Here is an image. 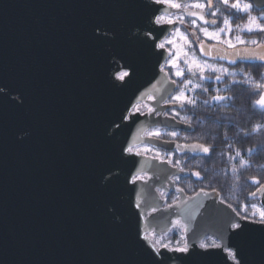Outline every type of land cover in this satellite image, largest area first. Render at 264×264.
<instances>
[{"label":"water","instance_id":"water-1","mask_svg":"<svg viewBox=\"0 0 264 264\" xmlns=\"http://www.w3.org/2000/svg\"><path fill=\"white\" fill-rule=\"evenodd\" d=\"M243 1L264 9V0ZM174 12L154 0H0V264H234L229 249L241 264H264V223L243 219L217 192L183 193L164 207L159 191H174L183 172L127 151L190 154L147 136L191 130L163 116L176 85L158 44L177 25L154 21ZM204 53L254 63L239 56L264 55V47L204 43ZM144 102L160 114H133ZM259 196L264 207V186ZM177 221L189 253L153 247L149 235H167ZM208 237L220 246L201 248Z\"/></svg>","mask_w":264,"mask_h":264},{"label":"trees","instance_id":"trees-1","mask_svg":"<svg viewBox=\"0 0 264 264\" xmlns=\"http://www.w3.org/2000/svg\"><path fill=\"white\" fill-rule=\"evenodd\" d=\"M241 1V0H240ZM234 2V0H229V3ZM244 5H251L247 11L237 10L231 8L229 5H225L222 0H215L214 8L216 15L213 17V20H216V24L208 27L209 30L217 31L223 25V20L227 17L230 27L231 34L230 37L235 40L237 43L236 37H240L245 43H237L238 46H259L264 44V32H260L257 28L258 25H264V9H259L251 3L244 2ZM208 17V16H207ZM250 21L252 23L250 24ZM251 26L253 31L249 33L247 28ZM255 27V28H254ZM227 30V28H226ZM256 40L258 44H252L251 41ZM171 44L170 47L174 53L182 55L180 56V62L182 65H185L189 61V53L186 51L189 48L183 44L181 40H178V43ZM196 59L201 61H206L200 55L198 50L195 55ZM261 67H256V78L264 77V63H261ZM262 68V69H261ZM197 92H200L199 88L196 89ZM204 110V107L201 102L196 100V107L190 108L185 106L181 108L180 117H186L184 110ZM246 111H249V108L246 107ZM230 120L234 123L237 122L240 129H248L251 126L252 122L256 125H261L262 127L258 132H254L252 129V134L244 135L241 133L235 134L233 129L237 128L236 125H226L222 127V131L216 130V126L210 128L205 127L203 129V135L201 136L206 140V142H211V140H216L217 137L221 139L231 136L235 138L232 145H229L230 142H222V145L218 148H211L213 155L211 159H205L203 155L181 153V152H167L161 149L154 148L156 158H162L164 161L169 159L172 160V165L183 167L184 170L188 171H197L200 173L201 181H196L197 185L195 189L205 190V191H218L222 195V199L225 203L229 204L235 210L239 212L243 218L262 223L264 222L260 218V214L256 211L261 206L259 199H255V195L259 188L264 185V109L255 105L253 113H248L246 116H241L240 114H234L230 117ZM186 121V120H182ZM243 122V123H242ZM212 130V131H210ZM216 130V131H215ZM167 133V138L160 137L159 139L169 141V140H178L181 143L186 142L184 134L181 132V136L172 137L168 134V130H164ZM219 134V136H217ZM226 134V136H225ZM237 137V139H236ZM230 143V144H231ZM248 149H251V154L248 153ZM235 151H240L243 154V159L245 163H240V157L235 160H230V157L235 155ZM179 161V163H177ZM235 167L236 172H233L232 169ZM254 180H258L259 183H254ZM194 187L191 188L192 193L195 192ZM247 205V208H245ZM255 206V207H253ZM252 209V210H249ZM255 212H254V211ZM255 213V215H253ZM174 237L180 239V234L176 233ZM174 243V242H172ZM182 244V241L179 240L175 246L179 247Z\"/></svg>","mask_w":264,"mask_h":264},{"label":"flooded vegetation","instance_id":"flooded-vegetation-1","mask_svg":"<svg viewBox=\"0 0 264 264\" xmlns=\"http://www.w3.org/2000/svg\"><path fill=\"white\" fill-rule=\"evenodd\" d=\"M188 2H190V1H188ZM192 11H199V10L193 9ZM176 14H178V10L175 9V12L173 14L163 15L161 17H170V16H173ZM184 16H186V13L184 14ZM207 18L209 19V17H207ZM190 19L193 20L192 18H190ZM209 21L211 23L212 20L209 19ZM196 23L198 24L199 27L203 26L198 20H196ZM160 24L161 25H169L167 23H160ZM175 24L178 27V23H175ZM210 26H213V24L211 23L210 25L203 26V27H210ZM177 27H176V29H177ZM175 30L163 42H166L167 40H169L170 37L172 36V34L175 32ZM207 30L209 32H213V33L219 31V29L217 31H213V30H209V29H207ZM225 31L227 32V30H225ZM194 32H196V34H197L196 36H194ZM190 33H191V37H192V39H191L192 43L197 45L198 50H199L198 44L201 41H203V43H207L209 45L223 46L228 50L258 47V46H250L249 44L246 46H238V44L235 42V40L232 39L233 37H230V35L225 36L224 34H220V41H226L227 39L231 38L232 42L234 44H236V47L229 48L226 43L216 41V40L206 39L200 30H198V31L192 30ZM230 34H231V32H230ZM197 37H199V40H197ZM261 45H264V44H261ZM261 45H259V46H261ZM168 52H169V59L166 62V64L163 66V70H164L165 66L168 64L169 60H171V58L173 56V55H171L169 50H168ZM187 52H190V49H188ZM192 56L194 57L195 55H192ZM190 58L191 57L189 55V60H190ZM205 60L207 61L208 65H212V66H215L217 68H221V67L227 68L228 72L234 73V75H228L227 73H223V72L212 73L211 69L207 68L203 73L204 76H212L213 79L205 80V79L201 78L200 70L197 67V65L203 64V61H201V62L197 61L198 63H194V64H191V62L188 61L185 65H183L182 71L185 74L184 79H190L192 81V84L188 86V89H194V91H189L188 94L190 96H192L195 100L201 102L203 107H204V110H201V111H196V110H192V109L184 110L185 111L184 113H185L186 118H187V120L185 122L182 121L180 119V117H176L175 118L176 120H180V122H182L186 125H189L191 127V130L190 131L175 130L178 133L177 136H181V134H182L181 132L184 133L182 135L185 137L186 142L181 143L175 139L169 140V142H178L179 144H182V145H185V144L192 145V144L199 143V144H204L206 146H209L211 148L220 147L222 145L223 141L233 143V140L235 138H233L231 136H228L227 138H223V139H221L220 137H217V139L215 141L211 140V142L209 143V142H206V140L201 136V134L203 135V132H204L203 129H205V127L207 128L209 126H210V128L213 126H216L217 132L222 129L224 124H225V126L226 125H234V126L236 125V127H237V126H239L238 123L237 122L233 123L230 120V117L232 115L237 113V114H240L241 116H246L248 113L249 114L253 113L255 105H257L258 107H261L257 103V101L260 100L261 97H264V77H260L257 79L256 73H258V72H256L255 68L258 66L261 67L262 62L237 63L235 65H229V64L223 63V62L210 61L207 59H205ZM176 64H178V66H179L178 68L181 69L182 63L176 62ZM190 67L192 68L191 72H189V70H188ZM172 70L176 71L178 69L172 68ZM217 74L222 76V78H223L222 83L216 84L214 82V77ZM168 76H169V74H168ZM169 78H170V76H169ZM171 80H173V79H171ZM174 80H176L177 85H179V89H184L185 86L181 82V78L177 79V77H176ZM197 85H202L204 87H207L209 89V91L207 93H203L201 91L197 92L196 91ZM217 89L219 90L220 95L229 97V100L224 101V102H220L219 104L213 102L211 100V96L217 94V91H216ZM177 94H179V91L176 87V90H175L173 95H177ZM150 100H153V99L150 98ZM204 101H208V103H204ZM144 103L149 104L148 102H144ZM167 104H172L173 105L172 109H175L176 111L181 113V108L179 107L178 104H176L174 102H170ZM225 105H227V106H225ZM246 107L249 108L248 112L246 111ZM261 108L264 109V107H261ZM172 109L167 111V112H169V114H167V116L171 117V118H172ZM144 115H150V114H144ZM156 116H158V115L156 114ZM163 116H165V115L163 114ZM254 125H255V123L252 122L251 126H249V128L247 130L246 129H240V127H237L235 129H233V131L235 132V134H238V133H241L244 135L252 134V132H253L252 129L254 128ZM158 129H161V128H158ZM162 130H168V133L171 131H174V130H170V129H162ZM210 131H212V130H210ZM217 136H219V134ZM236 139H237V137H236ZM230 143H229V145H232V143L231 144ZM172 152H179V151H172ZM172 152H170V153H172ZM172 166L175 168H178V169L180 168V167L175 166V165H172ZM195 172H197V171H188V170L185 171L184 170L182 175L173 177L172 181L175 183V186H176V189L174 191H172L170 193H167V192L161 191V190L159 191L161 199H163L165 202L164 207H170V206H173L174 204H176L179 201L181 194H183V193L185 195H187L188 197H193V196L197 195L199 192H203V193L217 192L220 196V200L222 202H224L222 199L221 193H219L218 191H205V190L195 189V188H197L196 187L197 185L195 184V182L201 181L200 178H197L195 175H193V173H195ZM143 176H146L145 179H139V180L149 181L151 179V176H148V175H143ZM192 187H194V189H195V192H193V193L191 190ZM178 189L180 191H178ZM161 192L164 193L163 196L161 195ZM165 196L169 197V202H171L170 204H168V200H165V198H164ZM227 205H229V204H227ZM235 211L237 212V214L239 216H241L237 210H235ZM241 217L243 218V216H241ZM243 219H245V218H243ZM245 220H247V219H245ZM208 238H213V237H208ZM208 238H206V239H208Z\"/></svg>","mask_w":264,"mask_h":264},{"label":"snow or ice","instance_id":"snow-or-ice-1","mask_svg":"<svg viewBox=\"0 0 264 264\" xmlns=\"http://www.w3.org/2000/svg\"><path fill=\"white\" fill-rule=\"evenodd\" d=\"M184 2H185V0H179V2H177V0H154V3L163 4L165 7H170L172 9L180 8L181 4L184 3ZM222 2L225 5H229L231 8L237 9V10L247 11L251 7V5H243L242 6L241 3H240V0H234V2H231V3H229V0H222ZM190 6L194 7V8H204L205 4L199 2V0H191ZM209 6H210V0H209ZM189 15L190 16H195L196 19H199V20L203 21L204 24H208L209 23L208 20H206L203 16H200L197 13H189ZM211 15L215 16L216 12L212 11ZM161 19H164L165 22L167 24H169V25H173V24L177 23L176 20L168 18V17H159L154 22L156 24H160ZM196 19H193L191 21L194 27H198V25L196 23ZM179 23H181V24L184 23L183 18L180 19ZM211 23L213 25L216 24V20H212ZM251 23H252V21H250V24ZM223 25L224 26H222L219 29V31L215 32V33L208 32V30L206 28H201L200 31L204 34L206 39L220 41V34H224L225 36H229L230 32H231V27H230V24H229V21H228L227 17L224 18ZM226 28H227V32L225 31ZM257 28H258V30L260 32H264V25H258ZM164 31L166 32L167 30L165 29ZM177 31H178V29H177ZM247 31L249 33H251L253 31V28L251 26H249L247 28ZM96 33H97V35H100L101 34V30L97 29ZM104 35H107V33H104ZM149 35H153L154 39H157V40L159 39V38L155 37L154 34H152V33H149ZM181 37L186 39V36H184L183 33H181ZM197 40H199V37H197ZM236 40H237V43H245V41H243L240 37H236ZM220 42L226 43L229 48L236 47V44H234L232 42L231 38L227 39L226 41H220ZM171 43H172L171 40H167L166 42H159L158 46H159L160 49L166 50V45H170ZM251 43L252 44H258L259 42L256 41V40H253V41H251ZM189 45H191V41H189ZM261 46L264 47V45H261ZM198 47H199L200 52L202 54H205L204 53V43H203V41H201L198 44ZM239 58L241 60H254V61H260V62L264 63V55H258V54H255V53L240 55ZM220 59H223V56H221ZM229 63L235 65L237 63V60L233 59V60L229 61ZM169 67L173 68V69H178L179 66L176 63H172V64L169 65ZM197 67L200 70L201 78L205 79V80L213 79L212 76H204L203 73H204V71L207 68H210L212 73L223 72V73H227L228 75H234V73H229L227 68H223V67L217 68L215 66L208 65L207 61H204L203 64L197 65ZM188 70H189V72H191L192 68L190 67ZM130 75H131V68H129L128 70L124 71L122 75L118 76V79L123 82V81H125L126 77L130 78ZM173 75L178 77V78H181V82L184 84L185 87H184V89H179V85H177L176 80H172V83H173V85H176V87H177V89L179 91V94L170 96L168 100L164 101V103L167 104V103H170V102H174V103L178 104L180 108H184L186 105L189 106L190 108H195L196 107V100L192 96H190L188 94L189 91H194V89H188V86L192 84V81L190 79H184L185 74H184L183 71H180V70L174 71ZM214 82L216 84L222 83L223 82L222 76L219 75V74L215 75ZM196 87H198L200 89V91L203 92V93H207L209 91V89L207 87H204L202 85H197ZM216 91H217V94L211 96V100L213 102L219 104L220 102H224V101L229 100V97L220 95L218 89ZM3 92H4V89L0 88V93H3ZM20 102H22V101H20ZM204 103H208V101H204ZM257 103L261 107H264V97H261V99L258 100ZM225 106H227V105H225ZM135 112L137 114L139 113V107L136 108ZM153 112H156L157 115L160 114L159 112H157V110L153 109L152 107H149L148 113L151 115ZM164 115L167 116V113L165 112ZM176 117H180V113L178 111H176L175 109H172V118L175 119ZM135 118L138 119L139 116L135 115ZM129 119H132V117H129ZM180 119L181 120H187L186 117H180ZM179 122H180V120H177V123H179ZM118 127H119V125H117V128ZM261 127H262L261 125H256V126H254L253 131L254 132H258ZM168 134L170 136H172V137H176L178 135V133L175 130L169 132ZM152 135H154L156 137H160L161 133L159 131H156V132L152 133ZM225 136H226V134H225ZM177 148L178 149L179 148H183V149L187 150L188 152L192 153L193 155H197V154L203 155L205 159H211V157L213 155V151H212L211 147L206 146L204 144H199V143L192 144V145H187V144H185V145H177ZM127 151L129 153H131L132 149L129 148V149H127ZM247 151H248L249 154H251L252 150L248 149ZM135 155H139V153H136ZM236 157H240V163L241 164L245 163V161L243 159V154L240 151H237L235 153V156L230 157V160H235ZM166 162L169 163V164H172V160L171 159L167 160ZM177 163H179V161H177ZM179 171L183 172L184 168L183 167L179 168ZM232 171L236 172L237 169L235 167H233ZM193 175H195L197 178L202 179L200 177V173L199 172H195V173H193ZM253 182L257 183V184L259 183L258 180H254ZM178 191H180V190L178 189ZM161 195L163 196L164 193L161 192ZM252 195H255V193H253ZM253 207H255V206H253ZM245 208H247V205H245ZM253 215H255V213H253ZM260 218H261V220H264V210L261 211ZM233 227L235 229L239 230V231L243 230L242 226L240 224H238V223L235 224ZM147 239H148V237L145 236V240H147ZM152 246L155 247L154 244ZM167 247H168L167 245H163L164 249H167ZM201 247L206 248L207 246L206 245H201ZM172 251L181 252V253H185V254L189 253V249H188L187 245H185L184 247H177L175 249H172ZM237 253H238V250H236V251H233V250H230V249L228 250V255L232 258V260L234 261V264H241L239 256H238ZM156 259L162 260L163 256L160 253H157Z\"/></svg>","mask_w":264,"mask_h":264},{"label":"rangeland","instance_id":"rangeland-1","mask_svg":"<svg viewBox=\"0 0 264 264\" xmlns=\"http://www.w3.org/2000/svg\"><path fill=\"white\" fill-rule=\"evenodd\" d=\"M199 2L204 3L205 7L204 8H194V7L190 6L191 1L190 2H184V3L181 4L180 8L176 9V10H178V14L168 17V18L176 20L177 23H178V27H177L178 31L176 29L169 40L172 41L171 44H175V45H177L176 43H178V40H181L183 42V44L186 46V48L190 49V52H188L189 53L188 55H190V57H191L190 60H189L191 62V64L198 63L197 62L198 60L195 58V56L194 57L192 56V55H196V53L198 52V48H197L196 44L192 43V40H191L192 37H191V33L190 32L192 30H197L198 31L201 28H206V29H209V28L208 27H203V26L194 27L192 22H191L192 20L189 17L184 16V14L187 11H192L193 9H195V10H199V11L205 12L207 14V16L209 17V19L213 20V17H211V12L212 11H216L215 9H213L214 8V4H215V0H210V6H209V0H199ZM240 3H241L242 6L244 5L243 4V0H241ZM181 18H183V20H184L183 24L179 23ZM160 23H166V22H165L164 19H161ZM181 33H183L184 36H186V39L181 37ZM189 41H191V45H189ZM166 48L170 51L171 55H173V56H172L171 60H169L168 64L165 66L164 70L169 74L170 78L174 80L176 78V76L173 75L174 70H172V68H170L169 65L172 64V63L180 62V56L179 55H182V53L181 54H178L177 52L174 53L173 50L171 49L170 45H166ZM178 70H180V71L183 70V65L182 64H181V69L178 68ZM122 74H120V75H122ZM177 79H178V77H177ZM137 107H139V113L144 115V114H149L148 113V109H149V107H152V106L150 104H146V103L139 104V105H137L134 108V110L132 112L133 114H136L135 110H136ZM167 114H169V112H167ZM156 131H159L161 133L160 137L167 138V133H165L164 130L158 129V128L150 130L147 133V136L160 138V137H156V136L152 135V133H154ZM132 152L135 153V154L139 153V155L150 156V157L156 158L155 157L156 152L154 150V147H152V146L142 145V146H139L137 148H134L132 150ZM236 152L237 151H235L234 153H236ZM236 158H239V157H236ZM159 159L163 160L162 158H159ZM145 177L146 176H141V177H138V179H145ZM259 190H260V188L255 193V199H259L260 202H261V199H260V196H259ZM164 198H165V200H168V204L171 203V202H169V197L168 196H165ZM249 210H252V209H249ZM262 210H264V207H263V205L261 203V206L258 209L256 208V211L260 214ZM262 223H264V222H262ZM176 233L180 234V239L177 238V237H174L176 235ZM149 237L152 239L153 244L155 245L156 249H158V250L163 249V245H167L168 246L167 249L172 251V249L177 248V246H175V244L178 243L179 240L182 241V244L179 247H184L185 245H187L186 236H185V225L182 222H180V221L175 222L174 227H173L172 231L169 234L164 235L162 237H156L153 234H150ZM172 242H174V243H172ZM201 245H206L207 247L204 248V249H207V248H212V247H219L220 243L217 240H215L214 238H208V239H206V240H204V241H202L200 243V247H201ZM201 248H203V247H201Z\"/></svg>","mask_w":264,"mask_h":264}]
</instances>
